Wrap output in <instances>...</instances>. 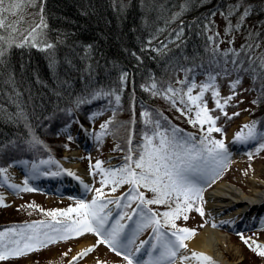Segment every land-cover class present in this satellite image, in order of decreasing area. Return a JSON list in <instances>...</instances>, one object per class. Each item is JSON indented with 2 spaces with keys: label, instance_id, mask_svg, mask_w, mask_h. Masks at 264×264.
Instances as JSON below:
<instances>
[{
  "label": "trees",
  "instance_id": "1",
  "mask_svg": "<svg viewBox=\"0 0 264 264\" xmlns=\"http://www.w3.org/2000/svg\"><path fill=\"white\" fill-rule=\"evenodd\" d=\"M221 15L229 22L237 17L238 26L228 30L240 32L244 40L240 48H211L208 35L216 27L215 17ZM43 18L47 43L53 48L13 45L0 57V167L20 160L61 159L68 140L60 131L73 120L93 129L94 116L107 111L110 115L102 122L112 123L103 136L117 143L122 163L130 147L139 150L142 134L153 131V124L144 123L145 111L159 121L160 131L179 129L182 142L188 139L189 147L199 146L208 124L201 132L199 124L193 127L181 114L178 109L186 107L180 99L191 104L182 90L187 83L197 87L199 78L209 80L219 74L248 79L250 115L258 130L264 129V0H44ZM123 73L128 74L126 81ZM169 87L178 95L166 94ZM108 92L120 95L119 104L114 96L103 95ZM194 111L189 115L194 116ZM211 137L218 138L216 132ZM2 186L0 180V192ZM148 192L147 199L153 198ZM4 210L2 202L0 231L38 222L31 219L51 218L43 216L48 210L42 205L25 210L23 217L29 218L10 217ZM77 218L79 213L72 212L41 221L61 227L56 220ZM37 257L41 256L35 255L32 264L70 262L65 254L51 262ZM121 259L101 264H127Z\"/></svg>",
  "mask_w": 264,
  "mask_h": 264
},
{
  "label": "snow or ice",
  "instance_id": "2",
  "mask_svg": "<svg viewBox=\"0 0 264 264\" xmlns=\"http://www.w3.org/2000/svg\"><path fill=\"white\" fill-rule=\"evenodd\" d=\"M25 3L26 0H0V57H3L6 49L13 45L16 47H37L39 41L43 44L41 50L54 47L51 43H43L41 39L43 36L42 29L47 27L42 14L40 22L28 29L26 34L21 33L18 24H14L10 19V17H15L19 21L21 6ZM261 66L264 67V65ZM127 75V73L122 74V81L127 80ZM209 80V83L201 86V91L196 96L192 95L196 87L194 82L178 81L181 84L187 83V87L182 91L187 95L188 101L191 102L190 105L186 104L181 98L179 102L185 104L186 110H178L188 118V122L193 127L199 124L201 132H204V125L208 124L206 134L200 140L199 146L189 147L188 139L182 142L178 138L179 129L173 128L170 132L169 130L160 131L159 121H153L151 114L145 111L143 116L148 119H145L144 123L146 125L153 124L154 128L151 134L148 132L142 134V143L138 151L130 147L124 157L125 163L116 168L102 169L103 161H97L95 165H90V175H96L94 169L101 170L100 183L102 187L95 189V197L90 202L77 201L79 209L70 207L67 210H55L46 213V215L55 218L68 216L69 213L79 211V218L71 219L70 222L56 220V224L62 225L61 227H54L52 224L38 221L31 225H25L23 228L14 227L0 231V261L19 258L31 251L46 247L49 243L76 238L84 233H92L98 237L97 244L85 249L79 254V257L87 255L99 244H104L116 255L122 256L127 264H177L178 260L179 264H183L184 261L193 259L201 261L203 264H214L212 258L203 253L181 254V249L187 248L185 240L193 236L195 230L178 228L174 223L182 214L192 209L195 200H202L204 188L199 180L204 179L206 175L203 166L208 162L214 165L212 171L215 175L208 177V184L210 185L219 175L216 169L226 167L229 161L230 154L224 141L222 139H210L212 132L223 133V129L216 126L220 117H214L210 114L207 103L203 101V96L205 91L212 87L216 109H219L223 116L231 119L232 117L228 115L225 109L228 102L233 100L237 94L236 88L241 81L238 78L230 84L232 95L224 98V102L221 103L219 91L214 83H211L215 77L210 76ZM155 87L156 85L153 83L152 88ZM165 92L171 94L172 97L178 95L177 90L172 87L167 88ZM103 95L114 96L117 104L121 99L120 95L114 92L103 93ZM171 102L175 106L176 100L172 99ZM193 111L194 116L189 115ZM233 115L236 116L239 113ZM111 123L110 120L101 125L100 137L108 133V125ZM257 123L253 121L251 124H245L241 131L235 134L234 142H257V150L264 149V137L257 132ZM131 135L130 131L129 145L132 143ZM68 139L70 141L71 136ZM191 139L194 140L195 137H191ZM153 141L156 143L154 144ZM34 143H38V141H34ZM251 156L252 153H249L250 158ZM49 162L56 163L55 161H41L40 163ZM33 172L34 174L53 177L61 174L58 171L40 172L35 165ZM7 173L8 167H0V180H3L4 184L14 192L38 191L29 185L28 179L23 181L22 186L8 183L10 177ZM66 174L75 176V173L71 171H66ZM76 178L79 179V177ZM80 183L83 184L85 190H91L90 186L82 180ZM124 184L130 185L128 192L116 199H105L106 196L115 193ZM109 185H111L110 193H104L103 188ZM141 187L152 192L153 198L147 199L144 193L139 190ZM3 200L4 197L0 195V205H2ZM137 201L136 207L132 208V204ZM109 205H115V218H113L112 210L105 211ZM149 205H164L169 210L157 213L149 208ZM129 208H132L131 212L127 211ZM198 211L201 216L204 215L202 209H198ZM125 217H127L128 223H122ZM187 218V215H184V219L187 220ZM212 226L215 227L216 225L213 224ZM166 227H171L174 231L170 233L163 231ZM42 228L51 229V232H41L40 229ZM147 228H152L153 235L149 237V240L140 241L137 244L139 236ZM238 235L244 239L243 233H238ZM244 242L248 243L246 239ZM249 247L264 257V249L260 245H256L255 248L252 245ZM141 250L147 259L141 256ZM65 255L67 254L65 253ZM79 257H74L69 264H74Z\"/></svg>",
  "mask_w": 264,
  "mask_h": 264
},
{
  "label": "rangeland",
  "instance_id": "3",
  "mask_svg": "<svg viewBox=\"0 0 264 264\" xmlns=\"http://www.w3.org/2000/svg\"><path fill=\"white\" fill-rule=\"evenodd\" d=\"M120 2H127L128 0H117ZM43 2L41 0H26V3L21 6L20 9V19L19 21L15 17H10V19L13 21L14 24H18L20 32L21 33H27V30L30 29L35 24H38L41 19V14L43 15ZM42 9V13H41ZM44 19V18H43ZM240 20V19H239ZM216 27L212 28L210 31L209 37H211V48H218V46H221L223 49H230L232 47L233 49H238L242 46L244 40L240 38V32H230L228 30L229 26H238L237 17L232 18V22H229L224 16L215 17L214 19ZM43 36L42 41L43 43H47L48 37L47 32L45 28L42 29ZM19 39V37H18ZM38 46H43L42 43L38 41ZM206 78H199L197 80V87L194 88L192 95L196 96L201 91V86L206 82L204 80ZM208 80V79H207ZM217 82L215 84L216 89L219 91V99L221 100V103L224 102V98H227L228 96L232 95V90L230 88V84L235 82L236 80L232 76L228 75H218V78L214 80V82ZM249 85L248 80H244L242 83L237 85L236 88V95L233 100L228 102V106L226 107V111L231 119L228 117H225L222 115L219 109H216L214 100H213V88L209 87L203 96V101L207 103V108L210 111V114L214 117L218 116L220 117L217 120V127H220L223 129V133L216 132V136L218 138L224 137L225 139V145L229 151V144L231 142H234L235 134L240 132L241 129L245 124H251L248 123L249 120H247V116H249L253 105H250V90L246 89V86ZM234 113H239V115L234 116ZM110 115V111L105 112L104 114H101L96 119L97 123L96 125V131L93 133V150L90 152L85 153L84 151L78 152V156L81 157L80 165L81 167L86 166L85 169L89 171L90 165H95L97 161H103L104 165L102 169H108V168H116L121 166L117 160L116 155L112 153V148L115 145V143H112V140L109 137H100V129L101 124H103V120H105ZM233 130V131H232ZM232 131V134L230 135V132ZM217 138V139H218ZM249 146L252 145V149H250L248 152L243 153L242 156L230 154L229 161L227 162V166L223 168H217L216 171L219 172V175L215 177L214 181L211 182L209 187L215 188L218 184L224 183V182H230L232 184H235L236 186L242 188L245 192L252 193L254 189H264V149L257 150V142H250L248 143ZM256 144V145H255ZM72 146V149L74 148V143H70ZM255 145V146H254ZM75 149V148H74ZM72 151V150H71ZM85 153V154H84ZM249 153H252L251 158L249 157ZM86 158V159H85ZM85 159V160H84ZM46 164V163H45ZM45 164L42 166L46 169ZM213 164L211 162L206 163L203 167L204 169L209 168ZM23 178L20 181H15L12 178L9 179L8 183L10 184H17L21 185L23 184V181L25 179H30L31 177V169L34 165H30V163L23 164ZM41 169V170H45ZM58 171L61 174H65V171H59L57 169H50V172ZM66 171H71L72 173H77V169L72 167L71 169H67ZM96 175H90L92 178V181L90 182V188L89 194L87 196V201L90 202L96 195L95 189H100L102 187L100 183L101 179V170L100 169H94ZM11 172V173H10ZM8 170L7 175L11 177V174L15 172V170L10 171ZM47 172V171H43ZM60 174V175H61ZM215 175L214 172H211L209 176H206L205 180L208 181V177ZM29 185L32 187H35L36 185L31 184L29 181ZM130 186L127 184H124L120 190L126 189L127 191ZM111 185L104 187L103 192H110ZM142 190V187L139 189ZM147 190H143V193H147ZM2 196L4 197L3 203L5 205V212H9L10 214L8 216L10 217H22V218H29V217H23V212L25 210L32 209L36 207L37 205H42L46 207V210L48 212L55 211V210H67L68 208H76L79 209V206L77 205V200L74 197H51L46 198L44 197L41 191H34V192H14L11 188H9L7 185L2 190ZM50 196V195H48ZM106 197H112V196H106ZM204 200V212L206 214V198L205 194L202 196V201ZM174 206V205H173ZM50 208V209H49ZM110 210L113 211V218L115 217V206H112ZM155 210L158 213H162L164 211L169 210L167 206L164 205H158L155 207ZM45 211V210H44ZM81 211V210H80ZM46 212V211H45ZM197 211H195V207L193 205L192 209L189 210L187 213L182 214L178 219L174 221V223L177 225L178 228H188L195 230L196 233H199L202 228L206 225L205 221H203L202 216L196 214ZM15 213H18V215H14ZM74 216H77L79 211L73 212ZM199 213V212H197ZM46 213L43 214L45 216ZM34 215V214H33ZM184 215H187V220L184 219ZM7 217V216H6ZM21 219V218H19ZM51 218H45L41 220H51ZM135 219V218H134ZM36 219H31L29 221H41ZM191 220V221H190ZM123 223H128L127 219L122 221ZM197 223H199L197 225ZM32 224V223H31ZM28 223H24V225L21 227L23 228L25 225H31ZM205 224V225H204ZM264 223L261 225L263 226ZM184 226V227H182ZM41 232L47 231V229H40ZM223 233L226 231H223ZM195 233V234H196ZM194 234V235H195ZM227 234V233H226ZM153 234H149L147 237L142 238L137 241V244L140 241H146L149 240V237H151ZM193 235V237H194ZM233 235V234H231ZM229 234V239L226 241L225 246L223 247V250L227 254V258L229 260H232L236 262L237 264H264V261L262 260V257H259L255 255L252 251L248 249L249 245H261L259 244V240L252 239V236L254 234L247 236L243 235L244 239L241 238L240 235L235 234L236 238L232 237ZM142 237V235H141ZM247 240L248 243L246 244L244 240ZM98 237L92 233H84L79 235L78 237L74 238L72 241H58L54 243H49L46 247H41L39 250L31 251L27 255L21 256L19 258H13L8 259L6 261L13 260L12 262H6L3 264H32L35 255H39L41 257H37L39 260H48L51 262L55 259H60L63 254H67V257L69 258V261H73L74 257H79V254L83 252L85 249L92 247L93 245L97 244ZM78 241V242H77ZM189 241V240H188ZM185 241L186 245L187 242ZM260 242H264V232L260 235ZM147 247V246H146ZM41 251V253L36 252ZM181 254L183 253V249H181ZM141 256H143L144 259H147V256L144 255L143 250H141ZM122 256L116 255L112 250L109 249L104 244H99L95 247V249L91 252H89L87 255L83 257H79L75 260L74 264H101L102 261H110L112 263H117L119 261H122ZM16 260V261H14ZM19 262V263H14ZM36 263V262H35ZM189 261H184L183 264H190ZM177 264H179V260L177 261ZM192 264H203L201 261L193 260Z\"/></svg>",
  "mask_w": 264,
  "mask_h": 264
},
{
  "label": "bare ground",
  "instance_id": "4",
  "mask_svg": "<svg viewBox=\"0 0 264 264\" xmlns=\"http://www.w3.org/2000/svg\"><path fill=\"white\" fill-rule=\"evenodd\" d=\"M78 137L81 146H83L87 142L86 132L80 130L78 132ZM73 153L78 152L75 150ZM36 167L39 168V170L41 169L40 166ZM72 167L77 169L76 176L45 177V175L34 174L32 168L30 179L34 182L43 180L44 182H48L49 185L53 182V189L58 191L68 189L70 192H78L79 190L74 188L81 190L83 184L80 183V180L87 184L89 177L75 159L50 165V169L54 168L59 170ZM76 177H79V179ZM11 178L15 181H20L23 178V172L16 170V172L11 174ZM207 198L206 213L208 222L198 234L187 242V248L183 249V253L189 255L191 252L203 253L211 257L214 264H237L229 260L227 254L223 250L226 241L229 239V235L223 233L220 228H234L243 218L244 220H248L246 223L247 225L251 222L258 221V217L263 213L264 189H254L252 193H248L235 184L224 182L218 184L208 193ZM234 206L235 208H232ZM213 224L216 226L213 227ZM238 227L242 229L240 225H236V228ZM193 260L189 261L191 262L190 264H192Z\"/></svg>",
  "mask_w": 264,
  "mask_h": 264
}]
</instances>
